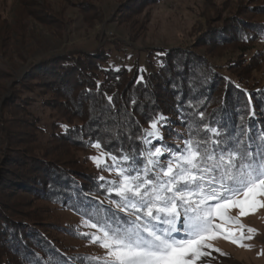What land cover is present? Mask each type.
Masks as SVG:
<instances>
[{"label": "trees", "instance_id": "obj_1", "mask_svg": "<svg viewBox=\"0 0 264 264\" xmlns=\"http://www.w3.org/2000/svg\"><path fill=\"white\" fill-rule=\"evenodd\" d=\"M152 2L159 0L130 2L122 9L141 10ZM81 10L86 15L96 8ZM244 28L249 31L243 35L228 25L201 34L192 49L149 51L147 60L155 56L156 68L115 66L102 47L95 53L44 58L11 83L14 73L0 67V264H96L88 259L96 256L74 251L54 236L47 226L55 231L64 227L46 222L32 205L47 202L85 219L103 207L105 214L127 220L105 200L98 173L76 155L97 142L103 152L116 154L162 143L183 147L181 138L190 131L209 135L203 127L208 125L233 134L243 129L260 143L264 85L254 80V72L264 54L254 49L264 42V24L246 23ZM198 49L221 58L230 52L236 58L216 66ZM160 114L169 121L164 140L147 137L151 144L146 145L145 133Z\"/></svg>", "mask_w": 264, "mask_h": 264}, {"label": "snow or ice", "instance_id": "obj_2", "mask_svg": "<svg viewBox=\"0 0 264 264\" xmlns=\"http://www.w3.org/2000/svg\"><path fill=\"white\" fill-rule=\"evenodd\" d=\"M168 123L162 114L154 117L144 143L151 144L147 137L163 142L161 129ZM203 127L209 135L190 131L181 138L183 147L162 143L141 152L121 149L119 154L109 151L91 157L98 169L114 173L111 180L99 176L103 181L99 187L105 200L127 220L105 214L103 207L83 219L95 231L79 235L105 250L102 257L89 260L96 264H198L210 255L205 249L220 252L211 243L218 238L240 247L244 246L241 240L251 239L244 236L245 226L228 213L238 209L239 217H245L264 208V134L257 144L243 129L233 134L221 127ZM92 146L101 149L99 142ZM216 220L238 224L239 239Z\"/></svg>", "mask_w": 264, "mask_h": 264}, {"label": "rangeland", "instance_id": "obj_3", "mask_svg": "<svg viewBox=\"0 0 264 264\" xmlns=\"http://www.w3.org/2000/svg\"><path fill=\"white\" fill-rule=\"evenodd\" d=\"M139 1L0 0V67L14 73L8 82L11 83L15 78L19 80L30 65L44 58L76 52L95 53L101 47L107 52L109 63L115 66L125 65L133 69L138 64L143 69L150 64V67L156 68L158 62L155 56L149 59L155 64L147 60L149 51L192 49L201 34L212 35L225 25L236 30L238 28L239 35H243L249 31L244 28L246 23L264 24V0H159L141 10L128 12L122 9V4ZM85 5H94L96 11H88L89 14L85 15L81 10ZM119 14L120 20L117 21ZM256 51L264 54V42L256 43ZM196 52L221 67L227 59L236 58L230 52L225 58L209 56L203 49ZM221 70L225 73L224 68ZM254 80L264 85V63L254 72ZM49 112L44 111L43 117L48 116ZM148 130H152L150 126ZM161 131L164 137L163 128ZM170 141L172 143L174 139ZM102 154L106 153L95 147L87 153H76L89 170L106 179H114V173L98 169L91 159ZM26 198L29 199L28 196ZM32 206L39 210L46 222L64 227L65 232L47 226L66 247L96 257L104 255V249L79 235L95 231L83 224L85 218L43 201H37ZM228 215L237 218L239 224L245 226L244 236H250L251 239L241 240L244 246L240 247L218 238L211 242L212 246L224 255L205 249L210 255L203 257L198 264H264V208H258L245 217H239L238 209H231ZM215 222L234 231L239 239L241 229L238 224L220 220ZM247 228L255 231L248 233Z\"/></svg>", "mask_w": 264, "mask_h": 264}]
</instances>
